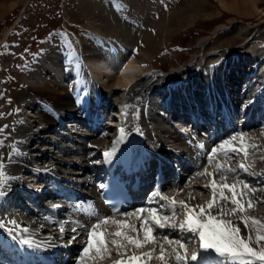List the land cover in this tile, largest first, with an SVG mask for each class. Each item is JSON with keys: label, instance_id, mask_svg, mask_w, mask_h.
<instances>
[{"label": "bare ground", "instance_id": "obj_1", "mask_svg": "<svg viewBox=\"0 0 264 264\" xmlns=\"http://www.w3.org/2000/svg\"><path fill=\"white\" fill-rule=\"evenodd\" d=\"M257 1L219 0V3L228 11H238L239 7H248L249 11H262L255 4ZM126 2L137 8L146 5L142 0H126ZM88 3L85 2L95 12L89 22L90 27L98 35L106 34L108 37L97 41L92 40L86 44L81 43L79 51L74 48L60 47L54 43L37 55L36 61L27 71L28 86L17 96L27 103L23 120L19 121L13 130L11 128L4 130L3 126L2 129L5 131L2 135L3 146L7 148L9 144V148L3 157H0L4 165L3 175L0 177L2 182L0 191H4L5 194L11 188L17 190L20 187L21 191L29 192L28 185L36 188L45 187L49 185L50 178L58 180V185L52 186L53 191L57 189L60 193L64 192L65 187L76 189L75 185L78 187L77 184H84L88 193L80 195L77 201L71 204L65 218L66 221H70L61 222L60 226H55L64 230L60 234H57L56 229L53 230L55 234L53 237L43 234L47 230L42 226L48 224L47 220L52 219V214L57 211V207L48 208L49 206L46 207L44 202L34 203L28 207L31 214L22 213L18 215L19 217H14L13 214L5 215L0 210V231L27 243L34 242L46 249L63 245L73 250L77 247L75 243L79 244L75 255L72 251L65 264H99L96 256L108 249L105 244H100L101 239L109 244L112 241H119L129 248L133 246V243L129 242V237L155 243L158 250L155 255L159 259L161 248H163L164 258L160 259L162 263L157 264L167 262L194 264L188 260L189 256L185 253L184 247L181 248L177 243L178 240L181 242L185 240L182 231L173 228L170 216L163 217V212H167L168 206L171 209L181 208L176 206L178 204L188 209V213H192L193 218L201 222H208V217L211 216L217 221H230L232 225H238L241 229L239 235L248 242L250 247L257 252L261 245L264 249V239L257 241L258 235L264 236V214L255 210L254 216L246 211L249 209L247 207L249 200L253 203L264 201V174H261L264 173V162L261 167L259 164L255 168L252 166L248 168L249 158L248 160L241 158L236 165H233L231 158L220 154L223 149H226V144L216 142L229 141L228 144L233 148L247 152V148L252 146L251 143L248 146V136L250 142H254L256 149L260 150V155H264V127L256 128L258 130L254 131L246 130L249 125L259 121L256 116L262 112L261 107L254 105L261 103L264 107V77L261 78L258 75L259 65H253V62L250 66L244 65L242 61L244 59L239 60L241 57L233 61L230 58L228 61H218L215 55L212 61L203 64L202 68L197 70L198 72L194 73V71L188 78L179 77L181 71L179 69L171 72L152 70L142 73V65L154 53L155 42L161 40L164 43L171 33L170 16L181 15L184 8H177L169 14L168 18H166V12H163L158 20L141 11L143 14L141 20L144 23H140V26L142 24H148V27L153 26L157 29V34H154V31L151 32L150 29L148 32L143 31L141 27L134 28L131 23L121 21L117 15V7L112 2L108 6H105L102 1ZM185 4L198 16L208 15L205 11L210 7L207 0H185ZM13 6V1L7 3L6 0H2L0 12ZM93 19H100L102 27ZM233 29L246 39L238 45L239 48L247 46L258 37L256 25L242 23L241 26H234ZM140 37L145 43V49L133 50L131 46L136 45ZM227 62L232 63L228 65ZM255 71L257 77L253 76ZM70 74L72 77L69 76ZM68 78L70 82H67ZM169 78L176 79L172 82ZM83 86L84 90H81ZM75 90L77 92H74ZM99 99L102 102L112 100L116 107L113 110L115 115L109 116L106 121L112 124L111 128L106 127L95 132L89 126L90 120L100 125L102 118L107 116L101 113L103 111L100 104L99 107L96 105ZM207 105L213 108L217 106L216 113L222 111V123L217 124L215 132L212 130L206 137L200 136L197 131V128H201L205 132L204 126L203 128L191 126L193 132L190 135L196 134L200 138L208 139L218 133L217 129L218 131L223 129L224 134L216 135L214 142L210 141L206 151H202L193 146L194 140L189 138L188 134L179 131L174 121L168 116L178 112L183 115L188 111L197 116L198 121L201 117L210 121L211 117L206 114ZM105 106L104 103L102 107ZM65 115H70L72 118L65 119L68 123L63 126L61 121ZM11 118L9 120H12ZM227 119L230 126H236V131H234L235 128L225 129L224 121ZM202 123L205 125L207 122L202 121ZM209 127L213 129L214 125L209 124ZM120 143L135 149L140 148L141 144L146 146L148 159L162 157L168 161V158L177 157L185 168L183 167L180 171L181 174L179 173L176 181H170L167 186L165 185L163 190L168 199L162 200L159 197L157 202L144 201L138 204L130 214L125 215V213L111 218L106 216L104 213L106 208L97 197L99 185L96 180L94 159L102 148H115ZM214 148L216 152L212 151ZM199 162L204 165V169L200 168ZM241 163L245 165L247 171L240 169ZM229 169L235 171L232 172ZM32 170L45 171L47 176L43 172ZM205 173L206 177L203 176ZM16 175L22 176L21 181L15 177ZM40 176H44V179ZM213 181L217 186L215 199L211 187ZM244 183H247L250 188H244ZM224 184L236 185V187L230 191L228 188L221 187ZM203 185L210 186L204 188ZM233 192L237 194L239 203L244 208L243 211L237 210L233 213L231 209L235 205L221 199V193L230 198ZM14 197L16 198L17 195ZM93 197L96 202L90 200ZM213 200V206L209 210L208 203ZM181 201L184 203L181 204ZM64 204L69 205L67 202ZM0 205H3L1 199ZM201 207L204 208L203 213ZM138 209L143 211L138 212ZM153 209L157 210L155 215L165 228L153 230L148 239L145 237L144 229H156ZM221 209L232 213L228 217H223ZM2 210L4 211V208ZM28 218L34 220L32 225L37 230H31L32 227L27 224ZM104 218H108L107 221ZM242 218L248 220L247 228L241 222ZM253 219L259 223L254 224ZM107 222L116 224L109 228ZM51 231L52 229L48 233ZM90 232L93 233L91 246L88 243ZM117 232L120 233L119 237L112 236ZM136 235H138L137 238ZM165 236L168 240H165ZM70 238L73 240L71 244L60 241L70 240ZM85 248L88 249L87 252L83 251ZM63 250L61 248L56 251L63 252ZM56 251L53 257H57ZM149 251L150 249L147 248L138 254L141 256L144 252L148 257ZM177 253L185 259L177 261L175 259ZM245 261L250 264H264V261H258L252 256L246 257ZM144 262L146 263L147 260ZM241 262L236 264H244L243 261Z\"/></svg>", "mask_w": 264, "mask_h": 264}, {"label": "rangeland", "instance_id": "obj_2", "mask_svg": "<svg viewBox=\"0 0 264 264\" xmlns=\"http://www.w3.org/2000/svg\"><path fill=\"white\" fill-rule=\"evenodd\" d=\"M10 1L14 2V6L0 12V113L5 114L0 116V122L12 130L23 120L27 106L25 100L17 96L27 88V71L41 51L54 43L79 51L81 43L108 37L106 34L98 35L90 27L89 22L95 12L85 2L102 1L105 6L112 2L117 7V15L121 21L131 23L134 28L141 27L143 31L148 32L150 29L154 34H157V29L153 26H140V23H144L141 11L158 20L163 12H166L168 18L177 8H184L181 15L170 16L171 33L164 43L161 40L155 42L154 53L142 65V73L179 69V77L188 78L213 58L222 61L225 56H230L241 57L239 60L244 59V65L250 66L252 62L253 65L258 64V75L264 76V0L255 3L262 9L258 12L249 11L248 7L228 11L219 0H207L210 6L205 10L208 12L207 16L193 13L186 7L185 0H142L146 5L138 8L126 0H6L7 3ZM211 11L214 13L211 14ZM93 21L102 27L100 19ZM242 23L256 25L258 37L247 46L239 48L238 45L246 39L233 27L241 26ZM218 27L220 28L217 29ZM131 47H137L141 51L145 49V43L140 37L137 44ZM255 73L256 71L253 76L257 77ZM169 79L173 82L176 78ZM4 132H0V141ZM7 148L3 146V142L0 143V157L7 152ZM263 160L264 157L258 163Z\"/></svg>", "mask_w": 264, "mask_h": 264}, {"label": "snow or ice", "instance_id": "obj_3", "mask_svg": "<svg viewBox=\"0 0 264 264\" xmlns=\"http://www.w3.org/2000/svg\"><path fill=\"white\" fill-rule=\"evenodd\" d=\"M3 115H5V114L0 113V116H3ZM7 127H8L7 125H4V128H7ZM2 131H3V129L0 128V132H2ZM121 131H123V130H121ZM0 143H2V141H0ZM223 143L228 144L229 141H224ZM232 150H233V152L237 151V149L235 147ZM212 151L216 152V149L214 148ZM107 155H108V153H105V156H107ZM245 156H247V152H245ZM104 162L107 163L108 161L105 160ZM239 167H240V169L247 171V168L245 167V165L243 163H241L239 165ZM3 168H4V165L2 162H0V175H3ZM229 171L234 172L235 170L229 169ZM261 174H264V173H261ZM198 175H200V174H198ZM0 183H2V182H0ZM209 186L210 185H203L202 187L207 188ZM100 187L103 188L104 185L101 184ZM211 187L213 188V197L215 199V195H216L215 189L217 186L215 185L214 181L212 182ZM221 187L228 188L230 191H232L236 187V185L224 184ZM243 187L244 188H250V186L247 183H244ZM4 195H5V192L0 191V197H2ZM241 195H243V193ZM162 199H166V197H162ZM221 199L228 200L232 205H235V207H233L231 209V211L233 213H235L237 210H240V211L244 210V208L240 205L239 200L237 198V194L235 192H233V195L230 198L224 196L223 193H221ZM260 202L264 203V201H260ZM180 203L183 204L184 202L181 201ZM213 203H214V200L209 201V203H208L209 210L212 208ZM253 206H254L253 202L251 200H249L247 207L250 208ZM52 207L55 208V207H58V205H52ZM137 211L139 212V211H143V210L138 209ZM156 211L157 210H155V209L152 210L153 220H154V223L156 225V229H152V228L144 229L145 237L148 239H150L151 232L153 230H163L165 228V225L163 223H161L159 218L155 215ZM201 212L202 213L204 212L203 207H201ZM221 214H224L223 209H221ZM125 215H128V214L126 213ZM186 216H187L186 223H187L188 228L192 229L193 227H197L199 229V239H200L199 247H200V249L203 251H215L218 255H220L221 257H224V264H236V262L239 261L245 255L255 257V259L258 261H264V250L257 252L252 247H250L248 242H246V240L239 235V232L241 231V229L239 228L238 225H232L230 221L229 222L217 221V220H215L214 217H211V216L208 217V222H206V223L194 219L190 213L186 214ZM104 219H105V221H107L108 218H104ZM241 222L244 224L245 228H247L248 220L242 218ZM252 222L254 224L259 223V221L255 220V219H253ZM210 224H211V226H210ZM221 225H223V227ZM184 226H185L184 223H182L180 225V229H183ZM93 227H95V225ZM133 230H135V229H133ZM73 231H75V230H73ZM92 234H93L92 232L89 233V242H88L89 246H91V244H92V240H91ZM115 235L119 236L120 233L117 232V233H115ZM262 239H264V236H259V235L257 236V241L262 240ZM165 240H168L167 236H165ZM72 242L73 241H69V243H72ZM129 242L133 243V244H137V245L140 243L138 238L134 240L131 237H129ZM146 242H147V240H146ZM24 243H27V242L24 241ZM106 243L107 242L105 240H103V239L100 240V244L103 245ZM112 243H117V242L112 241ZM177 243L180 245L181 248L184 247L183 242L178 240ZM83 251L87 252L88 249L85 248ZM97 251L99 252V249ZM163 251H164V249L161 248L160 259L164 258L163 257ZM173 251H175V249H173ZM147 255L149 256V258H151L150 253ZM129 259L130 260H136L137 257L132 256ZM175 259L177 261H181V260H184L185 257H182L177 253ZM190 259H191V261H196L198 259V257H197V255L194 254L191 256ZM115 264H122V261H117V262H115ZM244 264H250V262L245 261Z\"/></svg>", "mask_w": 264, "mask_h": 264}, {"label": "water", "instance_id": "obj_4", "mask_svg": "<svg viewBox=\"0 0 264 264\" xmlns=\"http://www.w3.org/2000/svg\"><path fill=\"white\" fill-rule=\"evenodd\" d=\"M0 162H1V160H0Z\"/></svg>", "mask_w": 264, "mask_h": 264}]
</instances>
